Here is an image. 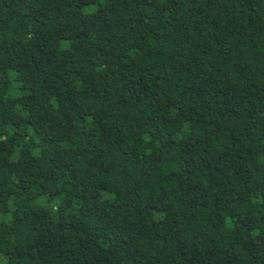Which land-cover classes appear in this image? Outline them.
<instances>
[{
    "label": "trees",
    "instance_id": "1",
    "mask_svg": "<svg viewBox=\"0 0 264 264\" xmlns=\"http://www.w3.org/2000/svg\"><path fill=\"white\" fill-rule=\"evenodd\" d=\"M0 264H264V0H0Z\"/></svg>",
    "mask_w": 264,
    "mask_h": 264
}]
</instances>
